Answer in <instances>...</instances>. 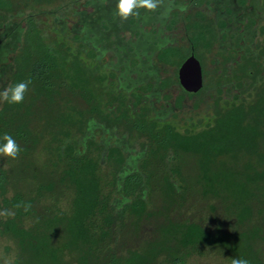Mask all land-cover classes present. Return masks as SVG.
<instances>
[{
    "label": "trees",
    "instance_id": "obj_1",
    "mask_svg": "<svg viewBox=\"0 0 264 264\" xmlns=\"http://www.w3.org/2000/svg\"><path fill=\"white\" fill-rule=\"evenodd\" d=\"M116 4L0 0V82H30L23 103L0 102V143L8 134L21 149L0 156V264H264V0L255 53L237 69L246 82L214 72L200 113L186 100L204 84L181 87L167 120L149 94L180 85L191 53L204 67L214 21L161 0L186 43L154 53L178 67L168 84L137 70L151 71V42L139 38L158 10L125 22ZM47 7L63 9L51 27Z\"/></svg>",
    "mask_w": 264,
    "mask_h": 264
},
{
    "label": "flooded vegetation",
    "instance_id": "obj_2",
    "mask_svg": "<svg viewBox=\"0 0 264 264\" xmlns=\"http://www.w3.org/2000/svg\"><path fill=\"white\" fill-rule=\"evenodd\" d=\"M174 1L163 0V2L171 4ZM193 2L194 0H179L178 5L183 9H197L198 7ZM200 2L201 7L198 9L206 16L212 18L217 33L213 48V60L217 66L215 69V79H221L223 82L230 84H235L239 81L245 83V78L240 76L237 69L255 53L257 31L261 23L260 12L258 11L255 0H201ZM160 6L159 4V7L156 9V11L158 10V14L154 17V21L147 24L142 23V31L139 38L141 41L143 39V48L147 41L151 42L150 47L153 50V54L147 59L151 66L154 63L160 64L155 61L154 53L158 52L161 47L176 45L177 42L175 37L171 38L170 31L166 28L170 6H167V10H162V12H160ZM221 23L223 26H220ZM147 26L151 28L146 30L145 28ZM165 31L169 32V35H164ZM150 75L151 73H146L147 78ZM202 77L204 84L205 73L203 66ZM155 95L149 94V99L151 100V97ZM173 103L160 105L158 108L152 106L154 108V116L163 120L171 119L172 115L178 111ZM180 112L187 113L185 111Z\"/></svg>",
    "mask_w": 264,
    "mask_h": 264
},
{
    "label": "rangeland",
    "instance_id": "obj_3",
    "mask_svg": "<svg viewBox=\"0 0 264 264\" xmlns=\"http://www.w3.org/2000/svg\"><path fill=\"white\" fill-rule=\"evenodd\" d=\"M80 2L83 4L84 0H80ZM194 2H197L196 5L198 8H200L201 6V2H198V0H194ZM255 2L257 3L258 0H255ZM200 3V4H199ZM197 8V9H198ZM37 10V9H36ZM63 9H53V7H47L43 9V14L41 17H44V22L45 24H47L48 27H51V23H52V18L57 15V17H59L61 15V11ZM51 11H53L51 13ZM35 12V11H34ZM66 25H70L71 24V20H66L65 21ZM151 27L147 26V28H145L146 30H149ZM123 36V39L127 40V39H134V35L130 32V31H125V33L121 34ZM164 35H169V32H164ZM170 35L171 38L175 37L176 39V43L178 46H185V42L183 40V32H182V28L181 26H179L178 28L170 31ZM258 37V35H257ZM262 40V39H261ZM264 41V40H263ZM202 58L204 61V67H205V77H204V90L202 91L201 94H199L198 96L194 97L193 99H187L186 101V105L188 106V108L190 109V107L192 105L198 104L199 107L197 110V112H202L204 109H207L208 106L206 105V102H210V98L209 95L215 90L216 88V83L214 82L213 78V73L215 72V69L217 68V66L212 62L214 53H206L203 52L202 54ZM7 57V56H6ZM106 59H109L108 55H105ZM12 62L11 60V54L9 55L8 58H6L5 60V67L7 68L8 65H10V63ZM178 67L174 64H158V63H154L152 64V68L151 71L149 70L148 67H142L140 69L137 68L138 71H140V73L142 74L144 72L143 75H146V73L149 71V73H152L157 80L159 81H164L167 82L169 84V82H171L170 80H173L175 77V72H177ZM5 74V73H4ZM177 74V73H176ZM2 76L1 80L3 79ZM4 80V79H3ZM2 80V81H3ZM0 82V90H2L3 88H6V85H3V82ZM221 86V85H220ZM222 87V86H221ZM226 87H223L224 90ZM157 91V90H156ZM182 93V88L180 85L177 84H173L170 85L169 87L165 88L164 91H161L160 94H156L154 97H151L152 99L150 100V102L152 103V106L155 107H160V105H165L167 103H173L174 102V98L179 97V95ZM67 108H66V107ZM65 108L66 110L68 109L69 111L71 110L70 108H73L75 106H73L71 103L69 105L65 104ZM63 107V106H62ZM126 107L130 110V105L129 103H126ZM191 116V115H189ZM107 135H104L103 138H106ZM14 165L18 166L17 160H15ZM194 174V173H191ZM196 175V174H195Z\"/></svg>",
    "mask_w": 264,
    "mask_h": 264
},
{
    "label": "clouds",
    "instance_id": "obj_4",
    "mask_svg": "<svg viewBox=\"0 0 264 264\" xmlns=\"http://www.w3.org/2000/svg\"><path fill=\"white\" fill-rule=\"evenodd\" d=\"M160 0H117L116 15L121 21H128L131 17L140 14V10L148 12L155 11ZM30 82H19L0 90V102L6 101L10 104L23 103L25 93L28 91ZM3 143H0V156L16 159L21 151L16 140L8 134L3 136ZM231 264H249V261L242 258H233Z\"/></svg>",
    "mask_w": 264,
    "mask_h": 264
},
{
    "label": "water",
    "instance_id": "obj_5",
    "mask_svg": "<svg viewBox=\"0 0 264 264\" xmlns=\"http://www.w3.org/2000/svg\"><path fill=\"white\" fill-rule=\"evenodd\" d=\"M178 81L183 90L188 93H197L202 88V66L194 53H191L180 65Z\"/></svg>",
    "mask_w": 264,
    "mask_h": 264
}]
</instances>
